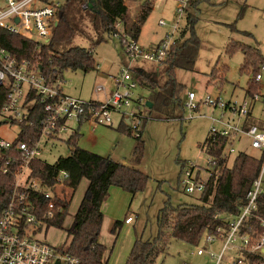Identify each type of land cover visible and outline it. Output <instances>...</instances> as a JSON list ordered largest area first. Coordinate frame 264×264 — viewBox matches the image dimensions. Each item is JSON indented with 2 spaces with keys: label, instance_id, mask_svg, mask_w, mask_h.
<instances>
[{
  "label": "rangeland",
  "instance_id": "rangeland-1",
  "mask_svg": "<svg viewBox=\"0 0 264 264\" xmlns=\"http://www.w3.org/2000/svg\"><path fill=\"white\" fill-rule=\"evenodd\" d=\"M144 1L146 0L126 3L129 6L130 20L136 16ZM148 1L152 3L151 11L136 41L143 49L160 42L166 34L173 31L177 22L178 0ZM187 6L185 15L178 21L179 29L174 36L178 38L184 29L187 16L193 17V32L199 41V48L192 72L175 71L176 80L185 87L181 97L185 107L179 115L180 119L158 120L150 117L143 121L140 127L143 145L138 162L135 160L137 135L134 132L130 135L126 131H118V128H122L118 113H113L111 126L92 127L85 122L79 128L77 124L72 127L74 130L78 128L80 134L78 147L102 157H109L121 165L133 167L148 177L145 189L133 197L114 186L109 189L102 207L103 220L99 237L100 243L106 248L107 264L126 262L135 235L141 236L143 240L155 235L157 216L166 201H169L171 207L198 204L199 195L185 193L179 180L182 179L180 164L183 163L185 166L191 164L198 167L201 170V173L197 172L198 176L207 177L205 169L208 155L200 146L208 135L210 119L220 115V110L208 107L203 101L206 97H219L223 103L241 104L252 71L248 68L240 72L244 64L243 53L239 50L229 55L226 47L230 44L244 45L249 49H257L264 58V0H188ZM75 21L80 23L81 17L75 16ZM159 21H163L164 26H160ZM82 23L77 24L78 33L71 46L90 49L95 37L87 20ZM82 32L85 36L81 35ZM92 51L95 66L93 70H66L62 73L61 87L65 95L86 102L102 101L114 91L113 78L120 75L126 64L120 41L113 36L105 37ZM137 69L146 74L152 73L156 66L151 63L131 65V76L137 83L133 90V108L140 101V111L148 115L145 107L146 102H149L148 82L138 75ZM213 69L217 70V76L212 78ZM259 86V95L264 96V73L261 74ZM97 87L104 91L96 94L94 91ZM188 92L195 95L197 109L187 106ZM262 108V103L254 105L251 116L255 123L264 122ZM17 133L16 126L1 131L2 137L7 140L14 139ZM69 134L62 135L61 141L42 146L40 160L47 165H53L59 158L67 157L69 147L66 141ZM232 148L234 153L229 157L228 167H231L239 153L260 157V152L251 149L249 140L245 137L236 140ZM86 186L87 183L82 182L73 194L63 228L70 226ZM69 194L68 189L59 190L62 198L63 195L69 197ZM115 222L122 224L119 230L112 233ZM40 239L55 249L66 246V234L63 230L48 229L45 235H40ZM201 247L203 240L196 247L171 240L164 255L158 256L154 264H213L205 257L196 256V250ZM220 247V243L212 247L215 254L219 253Z\"/></svg>",
  "mask_w": 264,
  "mask_h": 264
},
{
  "label": "built area",
  "instance_id": "built-area-1",
  "mask_svg": "<svg viewBox=\"0 0 264 264\" xmlns=\"http://www.w3.org/2000/svg\"><path fill=\"white\" fill-rule=\"evenodd\" d=\"M64 4L56 0H0V29L25 40L48 43L58 23L57 12ZM187 4L188 0H178L177 22L173 31L154 48L143 49L125 35H114L120 41L126 64L120 75L113 78L114 91L102 101L86 102L65 95L61 77L57 75L55 81L48 80L37 66L0 48V173L10 174L13 178L9 202L0 215V264H81L78 258L40 239L41 234L45 235L52 228L47 226V222L62 212V207L56 206L54 200L60 197L59 190L68 174L59 172L53 178L52 186H46L42 179L33 176L31 165L41 161L42 146L61 141L66 133H70L69 136L74 133L73 125L86 122L92 127L111 126L113 113H118L130 132L140 137V127L148 115L140 111V101L133 108V90L137 83L131 76V65H160L168 57L177 39L174 35L179 29L178 21L185 15ZM82 7L86 9L87 4ZM159 25L164 26V22L159 21ZM262 73L264 63L251 79L260 83ZM103 91L97 87L94 92ZM187 101L189 108L197 109L192 92L187 93ZM261 101L264 114V98L259 94L244 98L239 105L223 103L219 97H206L203 101L208 107L220 110V115L210 119L209 140L231 139L226 150L229 159L234 153V142L245 137L250 148L260 152L262 161L239 214L225 216L223 227L217 228L213 234H205L203 247L196 250V256L205 257L213 264H264V219L259 213L264 195V130L255 125L243 128L254 105ZM12 126L18 128L15 138L4 139L1 131ZM20 126L28 127L33 135L15 142L23 135ZM201 148L206 152V146ZM214 165V160L208 155L209 171L205 170V178L197 175L198 167L184 166L179 180L183 191L201 195ZM37 194L42 197V202ZM255 226L262 230L261 234L253 231ZM249 230L252 232L248 233ZM217 243L221 247L215 254L212 247Z\"/></svg>",
  "mask_w": 264,
  "mask_h": 264
},
{
  "label": "trees",
  "instance_id": "trees-1",
  "mask_svg": "<svg viewBox=\"0 0 264 264\" xmlns=\"http://www.w3.org/2000/svg\"><path fill=\"white\" fill-rule=\"evenodd\" d=\"M130 1L134 0H66L57 12L58 23L48 43L25 40L0 29V48H5L12 55L40 67V73L51 81H55L57 75L62 78V73L66 70L84 72L93 70L95 67L93 47L102 43L105 37L119 34L137 41L141 27L151 11L152 3L144 1L136 16L130 20L129 6L126 4ZM84 4H87L86 9L82 7ZM75 16L81 17L80 23L87 20L91 27L95 40L90 49L71 46L78 33L77 24H80L76 23ZM118 24L120 25L117 26ZM193 24L194 18L187 16L184 29L175 40L170 54L160 65H155L156 69L152 73L145 74L141 69H137L138 75L148 82V101L151 108L148 109L147 119L150 117L158 120L180 119L179 115L185 107L181 99L185 87L176 80L175 71L192 72L194 69L199 41L193 32ZM81 35L85 36L84 32ZM239 50L244 55V64L240 72L252 69L244 90V97L251 98L254 94H260L259 83L253 81L251 77L258 73L264 58L257 49H249L244 45L230 44L226 47V53L229 55ZM216 76L217 70L213 69L211 77ZM251 115L253 114L245 119L243 128L255 125L264 130V122L255 123ZM120 126L122 128H118V131L122 133L126 131L131 135L125 123L121 122ZM20 129L23 135L15 142L25 140V136L29 134L33 135L28 127L20 126ZM79 137L78 130H75L66 141L69 155L59 158L53 165H47L42 161L33 162L32 174L42 179L46 186H52V180L59 172L68 174L62 188L70 191L69 197L63 195V198L60 196L54 200L56 206L62 207V212L47 222L48 227L63 230L66 234L64 243L66 246L60 251L78 258L81 264H107L106 248L100 243L99 237L103 220L102 205L109 189L114 186L133 197L145 189L148 177L133 167L121 165L109 157H102L78 147ZM135 140V160L138 162L143 142L141 136L135 137ZM230 144L231 139L228 138H217L214 142L210 141L208 136L205 138L200 148L206 146V152L214 160L215 165L210 169V177L206 181L203 193L199 195L198 204L171 207L169 201H166L157 216L155 235L146 240L135 235L133 246L124 264H154L158 256L164 255L171 240L196 247L205 234H213L217 228L223 227L225 216L239 214L245 203V195L258 176L262 161L261 157L255 158L239 153L231 167H228L226 150ZM184 166V163L180 164V171ZM205 170L209 171L207 168ZM198 172L201 173V170L198 169ZM12 181L10 174L0 173V215L9 202ZM82 182L87 183L84 194L72 216L70 226L67 229L63 228L73 194ZM37 197L42 202L39 194ZM260 202L259 213L264 219V195ZM121 224L115 222L112 233L119 230ZM253 231L262 233L257 226ZM251 232L252 230L248 231Z\"/></svg>",
  "mask_w": 264,
  "mask_h": 264
},
{
  "label": "water",
  "instance_id": "water-1",
  "mask_svg": "<svg viewBox=\"0 0 264 264\" xmlns=\"http://www.w3.org/2000/svg\"><path fill=\"white\" fill-rule=\"evenodd\" d=\"M38 69H39V71H41V68H40V67H39ZM145 107H146L147 109H150V108H151V103H150V102H146ZM55 264H59V263L56 262Z\"/></svg>",
  "mask_w": 264,
  "mask_h": 264
},
{
  "label": "crops",
  "instance_id": "crops-1",
  "mask_svg": "<svg viewBox=\"0 0 264 264\" xmlns=\"http://www.w3.org/2000/svg\"><path fill=\"white\" fill-rule=\"evenodd\" d=\"M159 43V42H158ZM158 43L156 44V45H154V46H151L150 48H154V47H156L157 45H158ZM252 114H253V111H252ZM120 124H121V120H120ZM82 125V124H81ZM80 127V125L78 126V128ZM78 128L76 129V130H78ZM104 204V203H103ZM102 207H103V205H102Z\"/></svg>",
  "mask_w": 264,
  "mask_h": 264
}]
</instances>
